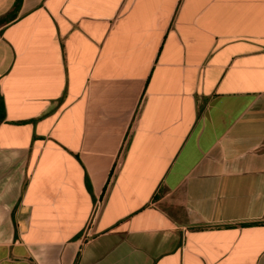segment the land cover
<instances>
[{"label": "crops", "instance_id": "obj_1", "mask_svg": "<svg viewBox=\"0 0 264 264\" xmlns=\"http://www.w3.org/2000/svg\"><path fill=\"white\" fill-rule=\"evenodd\" d=\"M0 264H264V0H0Z\"/></svg>", "mask_w": 264, "mask_h": 264}, {"label": "trees", "instance_id": "obj_2", "mask_svg": "<svg viewBox=\"0 0 264 264\" xmlns=\"http://www.w3.org/2000/svg\"><path fill=\"white\" fill-rule=\"evenodd\" d=\"M3 118H4V108L2 104H0V122L3 120Z\"/></svg>", "mask_w": 264, "mask_h": 264}]
</instances>
